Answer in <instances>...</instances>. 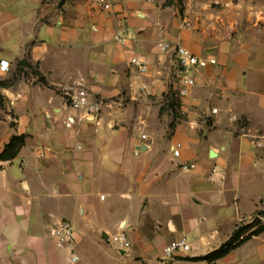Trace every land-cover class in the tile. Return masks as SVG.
Here are the masks:
<instances>
[{"label":"crops","instance_id":"1","mask_svg":"<svg viewBox=\"0 0 264 264\" xmlns=\"http://www.w3.org/2000/svg\"><path fill=\"white\" fill-rule=\"evenodd\" d=\"M108 1L0 0V156L23 138L0 158V264H264V233L203 259L264 208V0ZM162 41L216 63L194 72L161 142L178 87ZM79 88L103 101L100 124L69 106ZM61 221L72 248L49 234ZM180 238L191 251L165 260Z\"/></svg>","mask_w":264,"mask_h":264},{"label":"built area","instance_id":"2","mask_svg":"<svg viewBox=\"0 0 264 264\" xmlns=\"http://www.w3.org/2000/svg\"><path fill=\"white\" fill-rule=\"evenodd\" d=\"M147 3H152L155 0H139ZM98 5L104 10H110L112 5L108 0H98ZM130 33L127 31H120L114 36V40L120 45H126ZM158 50L165 54L169 53L176 62L175 77L177 87V98L180 109L184 106L183 100L188 97L195 87L196 81L194 72L205 68L208 64H215V59H199L191 53L190 50L178 44H172L167 41L159 42L157 45ZM132 67L136 68L141 74H148L150 72L149 64L137 57L133 56L130 60ZM10 70L9 62L5 60L0 61V71L8 72ZM69 106L77 111H80L85 119L93 118V122L100 124L101 116L103 113L104 103L95 98L94 95L88 93L85 89H77L69 95ZM215 114L218 112L216 108L212 110ZM142 139L146 140L147 136L142 135ZM179 144L173 150L175 157L180 156ZM183 169L190 170L195 168L194 164L183 165ZM216 172V168L212 169ZM50 236L55 241L59 248H72L76 243L77 233L68 221H61L54 225L50 230ZM111 241L119 250H124L126 253L131 247V242L125 231L120 230L118 233L111 237ZM191 251V246L186 238H180L171 241L164 249V259L171 260L178 253H188Z\"/></svg>","mask_w":264,"mask_h":264},{"label":"trees","instance_id":"3","mask_svg":"<svg viewBox=\"0 0 264 264\" xmlns=\"http://www.w3.org/2000/svg\"><path fill=\"white\" fill-rule=\"evenodd\" d=\"M23 143L22 137H15L11 143L6 147L3 154L0 156L1 159H12L14 158L20 146ZM258 216L264 217V212H259ZM251 230V231H250ZM249 231V232H248ZM248 232V233H247ZM264 233V223H262L259 218L255 219L252 223H248L247 225H239L237 229L234 231L232 237L223 244L219 249L211 252L203 259L208 262H215L227 254H229L232 250L243 244L249 238L253 236H258Z\"/></svg>","mask_w":264,"mask_h":264},{"label":"rangeland","instance_id":"4","mask_svg":"<svg viewBox=\"0 0 264 264\" xmlns=\"http://www.w3.org/2000/svg\"><path fill=\"white\" fill-rule=\"evenodd\" d=\"M171 99V98H170ZM174 99H178V98H176L175 97V95H174ZM176 100H170V102L168 103H166L165 104V108L170 112V115H171V117L169 118V119H165L164 117H160L159 118V120L158 121H155V124H154V127H156V128H158V131L160 130V128L162 127V126H164V125H167V127H168V131L167 132H163V134H162V139H160L161 140V142L162 141H165V138H168L169 136H170V134H171V132H172V130H173V128H174V126H175V124L176 123H178V122H181V120H182V116L181 115H179V113H178V108H179V106L177 105V103H178V101L176 102ZM172 101V102H171ZM161 132V131H160ZM262 212H264V208H262V210H261ZM259 218V220L262 222V223H264V217L263 216H258V214L257 215H254L253 217H251L250 219H248V220H246L244 223H242L241 225H247L248 223H252L255 219H258ZM251 231V230H250ZM249 232V231H248ZM247 232V233H248ZM188 240V239H187ZM159 264H168V261H165V262H163V261H159ZM179 264H188V263H179Z\"/></svg>","mask_w":264,"mask_h":264},{"label":"water","instance_id":"5","mask_svg":"<svg viewBox=\"0 0 264 264\" xmlns=\"http://www.w3.org/2000/svg\"><path fill=\"white\" fill-rule=\"evenodd\" d=\"M88 120H93V118H90V119H88ZM118 251L121 252V253H123V254H126V252H125L124 250H119V249H118Z\"/></svg>","mask_w":264,"mask_h":264}]
</instances>
